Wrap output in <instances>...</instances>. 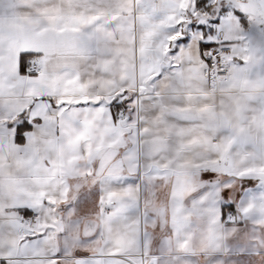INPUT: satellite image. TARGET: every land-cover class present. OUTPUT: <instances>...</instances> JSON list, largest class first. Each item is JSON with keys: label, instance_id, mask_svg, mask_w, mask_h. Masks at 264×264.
Segmentation results:
<instances>
[{"label": "snow or ice", "instance_id": "snow-or-ice-1", "mask_svg": "<svg viewBox=\"0 0 264 264\" xmlns=\"http://www.w3.org/2000/svg\"><path fill=\"white\" fill-rule=\"evenodd\" d=\"M0 264H264V0H0Z\"/></svg>", "mask_w": 264, "mask_h": 264}]
</instances>
